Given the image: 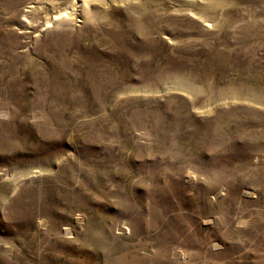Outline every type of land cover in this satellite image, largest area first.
<instances>
[{"label":"rangeland","instance_id":"obj_1","mask_svg":"<svg viewBox=\"0 0 264 264\" xmlns=\"http://www.w3.org/2000/svg\"><path fill=\"white\" fill-rule=\"evenodd\" d=\"M71 1L0 0V264H264V0Z\"/></svg>","mask_w":264,"mask_h":264},{"label":"bare ground","instance_id":"obj_2","mask_svg":"<svg viewBox=\"0 0 264 264\" xmlns=\"http://www.w3.org/2000/svg\"><path fill=\"white\" fill-rule=\"evenodd\" d=\"M88 1H90V0H80V1L79 0H72L70 2V8L68 10H66L63 14L60 13L59 15L60 16L66 15L68 17H70V16L78 17V12L82 7V3L86 4ZM79 2H81V4ZM196 2H198V1L196 0ZM31 8H33V7H31Z\"/></svg>","mask_w":264,"mask_h":264}]
</instances>
